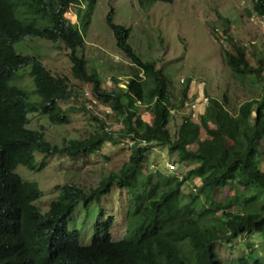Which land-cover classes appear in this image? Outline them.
Wrapping results in <instances>:
<instances>
[{
    "label": "trees",
    "instance_id": "trees-1",
    "mask_svg": "<svg viewBox=\"0 0 264 264\" xmlns=\"http://www.w3.org/2000/svg\"><path fill=\"white\" fill-rule=\"evenodd\" d=\"M156 1L173 0H137L144 10L150 9ZM83 2H86V10L78 26L65 14L71 4L80 9ZM93 3L94 0H0V264H7L15 255L21 243L19 236L35 223L40 228L56 233L63 231L71 236L73 233L67 231L66 220L75 206L80 201L84 204L100 201L114 184L131 194L133 207L129 210L126 234L115 240L111 233L113 217L106 221L97 219L86 262L219 264L218 241L233 247L237 239L248 233L264 239V205L257 212L244 210L264 197V170L261 168L264 54L250 50L253 46L249 45L250 40L245 44L237 41L225 29L231 49L222 45L221 58L229 76L228 83L234 80L247 84L249 78L252 87L244 91L242 97L229 94L231 90L226 85L219 95L205 91L208 102L198 122L182 114L183 118L172 131L170 124L177 114L171 111L190 99L192 79L186 80L177 92L171 79L157 68L156 61L143 59L136 52L129 42L130 30L115 23L114 12L110 10L106 23L113 31L116 46L130 60L133 70L128 72L126 86L122 87L114 75V88L103 87L100 73L94 69L89 71L85 57L77 53L85 43ZM252 9L264 17V0H252ZM28 35L62 40L70 50L72 76L90 84L93 96L109 107L123 126L110 130L103 119L95 116L101 123V131L83 139L71 138L63 144L47 140L43 130L27 127L30 111L45 115L51 123L67 124L68 113L76 109L75 106L63 109L60 105L61 100L74 93L75 85L68 76L54 73L40 58L15 51L14 45ZM248 53H253L255 61L249 60ZM27 65H31L34 101L29 100L25 84L10 83L15 77L21 81L18 70ZM82 108L89 111L85 105ZM141 108L155 112L151 123L143 120ZM205 129L210 137L201 139V130ZM118 137L134 141L129 160L121 169L102 177L90 191L74 183L58 186V196L47 211L34 203L43 194L38 183L22 179L15 171L20 165L39 171L45 167L48 157L56 154L77 157L95 153L106 141L116 143ZM142 138L148 145H163L170 153L177 152L180 161L197 164L181 178L158 169L155 173L148 172L145 163L148 149L141 144ZM194 143L198 144L195 149L191 147ZM38 152L44 153L41 162L37 161ZM195 180H198L197 185L186 192L183 184H193ZM235 205L240 206L239 210H231ZM253 245L251 240L247 244L248 252L240 253L234 264H264L262 258L254 254ZM27 260L29 264H48L47 258L39 260L38 255L22 259Z\"/></svg>",
    "mask_w": 264,
    "mask_h": 264
},
{
    "label": "rangeland",
    "instance_id": "rangeland-1",
    "mask_svg": "<svg viewBox=\"0 0 264 264\" xmlns=\"http://www.w3.org/2000/svg\"><path fill=\"white\" fill-rule=\"evenodd\" d=\"M86 2L79 9L71 5L65 16L78 26L85 12ZM113 10L115 23L123 25L130 30L129 42L143 59L156 61V66L172 81L178 92L188 79H193L196 93H208L219 95L222 87H230L228 91L232 96L242 97L244 91L250 89L247 84H240L231 80L224 68L221 58L222 45L217 38L218 31L228 29L229 33L237 41L246 43L250 40V50L264 54V17L257 15L252 9V0H173L172 2L156 1L150 9L139 7L137 0H94L88 32L85 36L84 46L77 50L78 55H83L89 71H98L102 77L103 87L112 88L113 76L116 75L121 84L126 86L128 75L133 69L130 60L116 46L113 31L106 23V16ZM225 19L227 21H225ZM42 25V24H41ZM226 43V42H224ZM227 48L230 46L224 45ZM18 54L30 55L40 58L44 65L54 73L66 75L75 85L73 95L61 100L62 108L75 106L76 109L69 112L70 121L67 124L51 123L46 116L39 112L29 115V126L45 132L50 142L63 144L71 138L83 139L90 133L101 131V123L95 119L99 116L105 126L110 130L117 129L120 121L107 111L108 107L101 104L95 110L86 111L82 108L88 102L87 94L91 92V85L82 82L72 76V62L70 50L66 49L62 40L52 41L37 36H25L14 45ZM231 49V48H230ZM251 62L255 61L253 53H248ZM31 65L20 68L21 81L15 77L10 80L12 85L25 84L29 92V100L34 101V83L29 74ZM111 78L112 85L105 83ZM183 79V83L182 80ZM122 86V87H124ZM114 88V87H113ZM194 89V88H193ZM225 90V87H224ZM223 90V91H224ZM192 94V93H191ZM155 105V104H154ZM156 108H154V111ZM144 119L151 123L154 113L141 108ZM179 110L172 111L177 114L170 124L172 131L183 118L178 114ZM207 133L203 132V136ZM119 138V137H118ZM66 139V140H65ZM123 140V139H122ZM122 140L117 142L106 141L95 153L81 154L77 157L68 155H53L48 157L46 165L39 171L30 170L25 166H19L18 171L22 178L36 181L42 190V197L35 201L37 206L47 211L51 202L57 198L59 187L65 183H74L85 191L96 187L101 178L112 171H118L129 160L131 150ZM146 156L147 166L151 164L148 172L158 169L165 173L169 161H175L170 157L167 146L153 145ZM261 168L264 170V152L261 154ZM44 153H37V161L41 162ZM177 158V157H176ZM176 173L181 168L178 166ZM155 173V172H154ZM181 173H184L182 170ZM198 182V180H195ZM185 188L193 186L186 183ZM131 194L126 188L114 184L111 192L102 197L101 201H91L84 204L82 201L75 206L71 217L73 228L81 232V242L84 245L91 243L94 222L97 217L106 219L109 214L115 216L113 223V235L120 238L124 235L127 223H129V210L132 209ZM264 205V197L257 199L244 208L250 212H257ZM235 205L231 210H239ZM221 213L222 210H219ZM83 234V235H82ZM90 237V238H89ZM254 242V254L260 256L264 263V239L254 233H248L243 238L237 239L235 246L225 241H218L216 249L219 255V264H234L240 253H247V244Z\"/></svg>",
    "mask_w": 264,
    "mask_h": 264
},
{
    "label": "clouds",
    "instance_id": "clouds-1",
    "mask_svg": "<svg viewBox=\"0 0 264 264\" xmlns=\"http://www.w3.org/2000/svg\"><path fill=\"white\" fill-rule=\"evenodd\" d=\"M71 5H74V4H71ZM217 31H218L219 34L216 33V35H217V38L219 39L220 43L223 44V45H227L228 43H227L226 40H225L226 43L223 42L221 33L226 36V39H227V34L224 33L223 31H219V30H217ZM181 81L183 82V79ZM119 84H121V82ZM90 93L93 96L92 92H90ZM90 93H89V96H90ZM89 96L87 95L88 102L90 101ZM203 98H207V102H208V97L207 96H203ZM186 102H190L191 103V102H196V101H193L190 98V99H187V100L184 101V103H186ZM207 102H204V103L207 105ZM184 103H183L182 107H180L179 109H177V108H175V109L179 110L180 111L179 113H181V114H186L187 116H190L191 119H193V120L196 119L197 118V106H196V117H192L190 111H187L183 107ZM101 104L102 103H100L98 101V106L101 105ZM96 107L92 108V109H89V111L90 110H95ZM107 111L113 112L111 109H109V107H108ZM32 112H35V111H30L28 116ZM68 115H69V113H68ZM113 115H114V113H113ZM29 122H30V119L28 121L27 127H30L29 126ZM122 126H123V124L121 125V127ZM30 128H32V127H30ZM33 129H35V128H33ZM118 139L121 140L120 138H118ZM141 144L144 145V147H146L148 149L147 152H146V156L149 153V150L151 148L155 149L154 146L151 147L150 144L148 145L147 141H146L145 144H143L142 142H141ZM153 145H155V144H153ZM170 154L173 155L174 153L173 154L170 153ZM146 156H145V163L147 165L148 161L146 159ZM175 161H177V162H174V161H169L168 162V164L173 163L175 165L174 169L170 168L167 165V169H168L167 171L168 172L176 173L177 171H179L178 170V163H181V161H180L179 158L176 159ZM20 166H23V165H20ZM151 166H154V165L151 164ZM151 166H147L148 169ZM17 169L18 168H16L15 171L17 172V174L20 175V173H19V171ZM30 170H32V169H30ZM181 171L182 170H180V176H179V174L178 175L176 174V176H178L179 178H181L183 176V174L186 172V170L184 171V173H181ZM152 172H155V168H154V170H152ZM20 177L22 178L21 175H20ZM22 179H24V178H22ZM24 180H26V179H24ZM27 181H29V180H27ZM29 182H36V181H29ZM186 183H188V182H185L183 184V188H185L184 185ZM197 183H198L197 181H194L193 182L194 185L192 183H189V184H191L192 186H196ZM187 189H188L187 190V192H188L192 188L188 187ZM101 199H100V201H101ZM35 201H34V203H35ZM73 214H74V212H73ZM73 214L70 216L69 219L66 220V229H67V231L70 232V233H73L71 236H67L63 231H61L60 233H56L55 231H49V230L40 228L36 223L33 226H31V227H26L25 230L22 232V235L19 236L20 239H21V243H20V245L17 248V252L15 253V255L12 258L9 259L7 264H29L28 260L27 261H22L23 257L27 256V255H38L39 256V260H41L43 258H47L48 259V264H93V263L86 262L85 261V257L90 253V251H89L90 249H87V247H89L92 244V239H93V235H94V231H95L94 228H95V224H96L97 219H99L101 221H106L110 216L113 217L111 233H112V237L115 240L122 239L125 236V234H126L127 228H126V231H125V233H124V235L122 237L117 238V239L114 237L112 229H113V223H114L115 216L113 214H109L106 219H102L101 217H97V219L94 222V226H93V231H92V236H91V243L88 244V245H84L81 242V232L79 230L73 228V226L71 225V217L73 216ZM76 236H77V239H76Z\"/></svg>",
    "mask_w": 264,
    "mask_h": 264
},
{
    "label": "crops",
    "instance_id": "crops-1",
    "mask_svg": "<svg viewBox=\"0 0 264 264\" xmlns=\"http://www.w3.org/2000/svg\"><path fill=\"white\" fill-rule=\"evenodd\" d=\"M195 84H194V81L192 79V82H191V86H190V90H189V97L193 100V101H196V104H197V118L194 119L196 122H198L199 120V115H201L202 113L205 112V109H206V104L204 102H202V98L203 96H206L205 93H201L200 91H197L196 93V88L194 87ZM194 88V89H193ZM192 93V94H191ZM154 104V103H153ZM147 112H149V110H147ZM180 112V111H179ZM180 114V113H178ZM143 120H144V117H142ZM145 121V120H144ZM214 126L211 125L210 129H213ZM203 132H206L207 134L205 136H203ZM207 137H210L209 133L205 130H201V133H200V138L201 139H204V138H207ZM197 143H194L191 145L192 148H196L197 147ZM165 147V146H164ZM170 157L172 159H178L179 156H178V153H174L173 155H170ZM177 157V158H176ZM197 163L196 162H190V161H181V163H178V166L181 168V170L185 171L193 166H195ZM151 166V165H150Z\"/></svg>",
    "mask_w": 264,
    "mask_h": 264
},
{
    "label": "built area",
    "instance_id": "built-area-1",
    "mask_svg": "<svg viewBox=\"0 0 264 264\" xmlns=\"http://www.w3.org/2000/svg\"><path fill=\"white\" fill-rule=\"evenodd\" d=\"M221 36H222L223 42H225V40H226V36H225L224 34H222V33H221ZM105 83H106L107 85L110 84V86L113 84L111 78L106 79V80H105ZM120 85H121V86H124V85H122V84H120ZM87 95L89 96V94H87ZM89 99H90V101L86 103V107H87L88 109H92V108H95L96 106H98V100H97L95 97H93V96L91 95V93H90ZM202 101H203V102H207V98H203ZM196 106H197V105H196V102H191V103H190V102H186V103H184V106H183V107H184L187 111H190L192 117H196ZM171 110H173V109H171ZM118 125H120L119 127H121L122 123L120 122ZM121 140H122V139H121ZM140 140H141V142H142L143 144L146 143V140H145V139L142 138V139H140ZM122 142H123L124 144H126L128 148H131V145L133 144L134 141L131 140L130 138H124V139L122 140ZM168 166H169L170 168H172V169L175 168V165H174L173 163L168 164Z\"/></svg>",
    "mask_w": 264,
    "mask_h": 264
},
{
    "label": "bare ground",
    "instance_id": "bare-ground-1",
    "mask_svg": "<svg viewBox=\"0 0 264 264\" xmlns=\"http://www.w3.org/2000/svg\"><path fill=\"white\" fill-rule=\"evenodd\" d=\"M172 112V111H171Z\"/></svg>",
    "mask_w": 264,
    "mask_h": 264
}]
</instances>
